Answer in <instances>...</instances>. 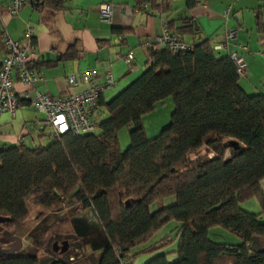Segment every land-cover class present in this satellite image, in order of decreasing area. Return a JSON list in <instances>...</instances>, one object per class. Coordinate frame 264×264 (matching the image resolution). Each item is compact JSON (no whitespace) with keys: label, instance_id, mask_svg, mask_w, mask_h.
Returning a JSON list of instances; mask_svg holds the SVG:
<instances>
[{"label":"trees","instance_id":"trees-1","mask_svg":"<svg viewBox=\"0 0 264 264\" xmlns=\"http://www.w3.org/2000/svg\"><path fill=\"white\" fill-rule=\"evenodd\" d=\"M4 34L0 27V51ZM188 45L175 53L161 45L145 48L140 74L107 102L99 97L107 117L97 122L98 133H64L30 149L0 146V216L8 217L0 227L14 233L29 203L44 212L91 211L108 244L84 264H119L115 249L132 264L134 255L127 253L174 220L173 237L137 253L150 256L143 264H264V94H246L232 61L209 39ZM74 55L70 49L61 58ZM166 99L172 102L169 122L143 138L142 117ZM129 126L130 144L122 150L116 133ZM203 145L218 150L191 165L188 155ZM167 197L174 202L150 210ZM250 198L258 213L239 206ZM213 228L238 242L211 241ZM171 243L174 248L165 250ZM9 249L0 247V264H39L36 251L8 255ZM67 250L52 252L47 264H81Z\"/></svg>","mask_w":264,"mask_h":264},{"label":"crops","instance_id":"crops-1","mask_svg":"<svg viewBox=\"0 0 264 264\" xmlns=\"http://www.w3.org/2000/svg\"><path fill=\"white\" fill-rule=\"evenodd\" d=\"M140 2L61 0V4L56 6L55 3L44 0H26L21 8L11 15L7 11L5 0H0V26L12 40H21L26 29H30L35 54L30 62L41 78L35 88H40L54 97L62 96L84 88L82 83L69 85L66 81L68 74L95 69L97 76L93 84L99 85L104 81V73L110 71L114 85L104 91L103 102H107L143 70L146 50L141 44L144 40L161 34L162 18L166 20L167 29L170 27L169 31L176 35L179 33L180 36H177L188 44L200 39H209L212 47L224 42L226 28L234 29L236 39L218 52L225 55L229 50H235L247 66L243 76L244 82L251 86L250 89L240 87L245 93L249 91L252 94H264V0H204V4H195L192 0H151L147 10H134V6ZM103 3L110 4L111 15L108 22L97 19V8ZM155 10L159 11L160 16L154 15ZM187 25L191 26V33L178 32L181 27ZM70 49L75 55L62 59L61 56ZM128 52L132 53L130 65H126L122 60ZM44 53L54 57L45 59ZM3 56L1 50L0 62ZM12 77L14 88L23 99L25 88L18 82L15 72ZM27 95L31 98L32 91H27ZM164 104L166 108L162 113V120L158 113H154L155 110L143 116L154 117V130L168 121L167 115L171 112L172 102L166 99ZM43 119V113L30 108L23 99L14 117H9L6 113L0 114V146L20 144L28 149L42 146V135L48 134L46 128H41ZM142 126L143 138H148L144 122ZM259 186L264 193V179L260 181ZM162 200L160 207H166L174 202V197ZM249 204L250 207H255L254 203ZM169 222H174L171 228L174 236L178 223L174 220ZM161 228L143 244L138 245L137 251L129 254L131 249L127 253L128 257L134 255L131 258L132 264L138 256L146 258L147 254L138 255L139 251L165 240L166 234L159 240L148 243ZM214 234L219 233L214 231Z\"/></svg>","mask_w":264,"mask_h":264},{"label":"built area","instance_id":"built-area-1","mask_svg":"<svg viewBox=\"0 0 264 264\" xmlns=\"http://www.w3.org/2000/svg\"><path fill=\"white\" fill-rule=\"evenodd\" d=\"M26 0H5L9 14H15ZM134 6V10H147L151 0H140ZM195 4H204V0H192ZM111 8L109 3L100 4L97 8L98 21H109ZM155 16H160L158 10L154 11ZM226 18V12L223 14ZM162 32L150 39L144 40L141 44L149 49L153 45L165 46L171 53L184 51L190 46L182 41L175 33L170 32L166 26V20L161 19ZM236 39V30L226 28L224 42L212 46L214 51L226 48ZM4 56L0 62V114L6 113L9 117H14L17 109L21 106L23 99L27 105L44 115L41 128H46L51 137H57L64 133L80 135L92 132L97 125L94 118L96 110L99 108V97L114 85V79L110 71L104 73L102 84H93L97 76L95 69H85L66 76L69 85L76 83L84 84V88L62 96H51L40 88H35V84L41 80L35 70L28 66V63L35 57L33 51V36L30 29H26L21 40H12L6 34L3 37ZM228 58L232 61L238 77L246 74L247 66L242 57L235 50L227 52ZM132 53L128 52L122 60L126 65H130ZM16 73L18 82L25 88L23 99L14 88L12 74ZM32 91V97L28 98L27 91ZM119 264H127V261L118 249Z\"/></svg>","mask_w":264,"mask_h":264},{"label":"rangeland","instance_id":"rangeland-1","mask_svg":"<svg viewBox=\"0 0 264 264\" xmlns=\"http://www.w3.org/2000/svg\"><path fill=\"white\" fill-rule=\"evenodd\" d=\"M1 27V26H0ZM243 77H240L238 80V83L240 86H244L248 89L251 88V86H248L244 82ZM248 95L252 94V92L247 91ZM165 101L164 100L161 104H158L155 108L154 113H158L160 120H162V113L164 112L165 107ZM169 101H171L169 99ZM169 115H167V123L169 122ZM166 116V112H165ZM107 117V113L103 108H98L96 110V113L94 115V118L96 122H99ZM166 118V117H165ZM154 117L153 116H147L142 117V122H144L145 132L149 136L148 138H151L155 136L159 130L165 126L167 123H164L165 125H161L162 127H158L157 129L154 125ZM166 120V119H165ZM141 122V123H142ZM162 122V121H161ZM132 129V126H129L128 128H122L116 133L117 141L122 150H124L129 144H130V130ZM98 128L96 127L93 130V133H98ZM43 143L42 146L45 147L51 142V136L49 134H43ZM218 148L212 149L211 147H207L205 145L201 146L198 150H196L193 153H190L188 155L189 162L191 165L196 164L199 161L205 160L207 158H210L214 156L217 152ZM227 155V153L225 154ZM162 199H158L156 202H154L150 206V210H155L162 206ZM248 203V204H247ZM249 203H254L255 207H250ZM239 206L251 213H258L259 212V205L255 201V199L250 198L244 202H241ZM28 211L29 214L26 217V219L23 221V225L18 228L14 233H8L3 228L0 227V241H1V248H5L8 246H11L13 243L17 242L20 243V250L27 251L30 253L37 252L39 256V264H47V262L52 257V249L51 244L56 241L57 245H60L61 240H66L68 243V255H71L73 259H76L81 262V264L86 263L90 260L91 256L94 257L96 252L98 251H92V254H89V251L91 252L90 246L87 244H82V238L79 236H76L71 228L70 219L76 216H84L88 222L94 221L96 223L95 219L91 217L89 211L83 212L78 215H73L70 213L67 208H62L61 210L57 212H44L38 208H34L30 203L28 204ZM2 215V214H0ZM90 216V218H89ZM261 220L264 221V215L261 216ZM174 222H167L163 226H161V230L155 234L151 240H149L148 243L154 242L156 240H159L162 236H165V239L173 237V229L171 231V228H173ZM212 230V231H211ZM209 231V239L214 242L219 243H227V244H235L238 242V239L228 233L227 231L220 229V228H213ZM214 231H217L219 234L215 235ZM172 232V233H171ZM17 237V238H15ZM101 237V234L99 231L92 232V234L89 236L90 239H99ZM234 242V243H233ZM175 243H171L168 245L165 250H170L174 248ZM139 246L133 247L132 250L129 252V254H132L133 252L137 251ZM91 255V256H89ZM90 257V258H89ZM150 256L146 255V258L142 259L139 256L134 259V264H140L144 262L146 259H148ZM174 258H168L169 261H172Z\"/></svg>","mask_w":264,"mask_h":264},{"label":"water","instance_id":"water-1","mask_svg":"<svg viewBox=\"0 0 264 264\" xmlns=\"http://www.w3.org/2000/svg\"><path fill=\"white\" fill-rule=\"evenodd\" d=\"M45 59L53 58L54 56L48 53H44ZM234 140H229L230 145H235ZM218 206L213 207L212 209H216ZM91 217H93V214L91 211H89ZM94 218V217H93ZM8 221L7 216H0V223ZM71 228L73 233L76 236H79L82 238V244H87L90 246L91 251H99L100 249L107 246L108 241L101 235L99 239H90L89 236L92 234V232L99 231V226L97 223H94V221L88 222L84 216H76L70 219ZM100 232V231H99ZM101 234V233H100ZM17 238V237H15ZM67 241L61 240L60 245H57L56 241H54L51 244V249L53 252L63 253L67 249ZM20 250V243H16L15 245H12L11 248L7 251L8 255L13 254L15 251Z\"/></svg>","mask_w":264,"mask_h":264},{"label":"flooded vegetation","instance_id":"flooded-vegetation-1","mask_svg":"<svg viewBox=\"0 0 264 264\" xmlns=\"http://www.w3.org/2000/svg\"><path fill=\"white\" fill-rule=\"evenodd\" d=\"M17 242H15V243H13L12 245H15ZM2 245V244H1ZM11 245V246H12ZM11 246H8V247H5L4 249H9V248H11Z\"/></svg>","mask_w":264,"mask_h":264},{"label":"bare ground","instance_id":"bare-ground-1","mask_svg":"<svg viewBox=\"0 0 264 264\" xmlns=\"http://www.w3.org/2000/svg\"><path fill=\"white\" fill-rule=\"evenodd\" d=\"M89 218H90V216H89Z\"/></svg>","mask_w":264,"mask_h":264}]
</instances>
